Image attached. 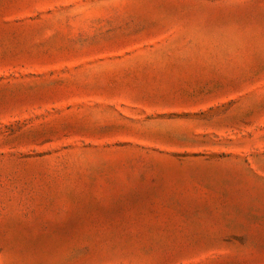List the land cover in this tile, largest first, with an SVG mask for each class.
Segmentation results:
<instances>
[{
    "label": "rangeland",
    "instance_id": "374dc122",
    "mask_svg": "<svg viewBox=\"0 0 264 264\" xmlns=\"http://www.w3.org/2000/svg\"><path fill=\"white\" fill-rule=\"evenodd\" d=\"M0 264H264V0H0Z\"/></svg>",
    "mask_w": 264,
    "mask_h": 264
}]
</instances>
